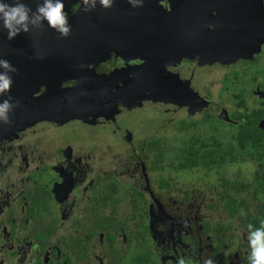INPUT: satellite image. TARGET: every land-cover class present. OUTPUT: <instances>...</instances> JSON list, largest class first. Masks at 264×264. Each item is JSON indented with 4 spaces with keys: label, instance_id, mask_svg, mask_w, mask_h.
<instances>
[{
    "label": "flooded vegetation",
    "instance_id": "obj_1",
    "mask_svg": "<svg viewBox=\"0 0 264 264\" xmlns=\"http://www.w3.org/2000/svg\"><path fill=\"white\" fill-rule=\"evenodd\" d=\"M112 1L117 17L132 9L129 0ZM179 2L189 1L138 4L157 12L161 22ZM63 3L68 22L83 5ZM202 10L199 20L217 19L228 9L208 0ZM43 29V40L67 44L50 51L55 66L29 81L43 84L16 94L19 105L74 88L79 79L99 87L112 76L148 71L177 75L207 104L192 110L173 100L145 99L8 132L12 126L0 121V264H177L181 257L190 264L207 258L248 264L247 225L264 221V159L255 154L264 150V117L250 121L253 112L264 111V37L258 51L229 63L207 55L200 62L183 56L176 61L152 45L129 58L108 48L94 65L77 55L65 74L66 54L73 53L68 49H77L46 21ZM161 39L159 28L154 45ZM97 48L82 44L77 52ZM238 83L248 84V92L225 93ZM144 108L153 111L144 115ZM242 124L257 129L253 142L237 141ZM124 205L127 213L117 214ZM129 249L133 254L125 260Z\"/></svg>",
    "mask_w": 264,
    "mask_h": 264
},
{
    "label": "water",
    "instance_id": "obj_2",
    "mask_svg": "<svg viewBox=\"0 0 264 264\" xmlns=\"http://www.w3.org/2000/svg\"><path fill=\"white\" fill-rule=\"evenodd\" d=\"M187 1L189 2L175 3L168 17L161 22L157 21L159 15L157 12L151 8L142 10L140 4L135 7L132 5L131 10L127 8L128 12L125 11L120 17L114 13V10L116 11L114 1L111 7L104 8L97 0L95 9L89 12H85L84 5L79 4L74 18L69 20L71 25L69 37L72 40L70 46H75L77 50L68 49L73 53L71 56L66 54L68 57L66 56L64 69L62 68L64 73H71L70 65L76 60L77 55L80 56L81 62L86 64L87 61H91L89 64L94 65L100 59V54L109 50L108 48L113 49L112 51L121 49L123 55L129 58L143 56L150 52L153 45L160 54L171 55L176 61L183 56L190 59L197 57L200 62V59L207 55L212 57L211 61L227 63L258 51L264 37L263 0H214L220 7L226 6L228 10L217 13V19L209 15L203 20L198 19L199 12L203 11L208 0ZM5 2L10 3L11 0ZM23 2L35 11L40 0ZM137 14L146 17L135 21L132 16ZM191 15L195 16L196 20L191 21ZM159 28L161 43L154 45L155 32ZM80 29L81 37L76 43L75 37ZM43 35L44 29L34 28L28 33L21 32L9 40L7 31L0 28V59L10 61L18 69V73L12 74L13 83L10 91L4 92L0 98L12 96L15 99L16 94H21L25 89L35 84H43L40 81L35 83L29 81L36 78L40 70L51 69V66L57 64L56 58H51L50 51L58 49L62 44L66 45V40H59L58 44L51 40H43ZM82 44L87 46L94 44L99 48L96 51L77 52L79 47L82 48ZM60 49L62 50V47ZM57 54L60 57V53ZM100 86L91 82L86 87L79 79L74 88L62 90L60 94L49 95L43 99L25 100L8 113L9 125L12 128L4 132L22 129L42 119L68 121L89 117L107 112L116 105L127 102L139 104L145 99L173 100L187 105L192 110H201L207 104L188 86L187 81L173 73L148 71L121 78L112 76L111 80L108 78Z\"/></svg>",
    "mask_w": 264,
    "mask_h": 264
},
{
    "label": "clouds",
    "instance_id": "obj_3",
    "mask_svg": "<svg viewBox=\"0 0 264 264\" xmlns=\"http://www.w3.org/2000/svg\"><path fill=\"white\" fill-rule=\"evenodd\" d=\"M85 12L95 9L97 0H82ZM139 0H129L134 7ZM104 8L112 6V0H99ZM142 6V3L140 4ZM60 34V38H67L71 34V25L68 22V15L64 11L63 0H40L37 3L35 11L29 7L23 0H11L5 2L0 0V28L7 31V38L14 39L21 32L28 33L32 29H43L44 22ZM18 73L10 61L0 59V95L10 91L13 83V75ZM14 101L12 96H8L0 102V121L10 123L8 113L19 106V101ZM247 241L250 249L248 255V264H264V221H261L259 227L249 223L247 225ZM177 264H190L181 257ZM203 264H215L212 258H207Z\"/></svg>",
    "mask_w": 264,
    "mask_h": 264
},
{
    "label": "trees",
    "instance_id": "obj_4",
    "mask_svg": "<svg viewBox=\"0 0 264 264\" xmlns=\"http://www.w3.org/2000/svg\"><path fill=\"white\" fill-rule=\"evenodd\" d=\"M260 117H264V111L263 113H261V111L259 113H255L253 112L250 115V121L253 122V124L256 123L257 119H259ZM242 127H240V131H239V135L237 136V141H246L248 143L253 142V140L255 139L254 136L258 135V131L257 129H255L254 125L248 126V125H241ZM255 143V141H254ZM250 145V144H248ZM251 146V145H250ZM256 157L258 158L259 156H263L264 159V150L262 151H257ZM192 163H196V161H190ZM258 189V187H257ZM245 222H249V218L247 219V221Z\"/></svg>",
    "mask_w": 264,
    "mask_h": 264
},
{
    "label": "rangeland",
    "instance_id": "obj_5",
    "mask_svg": "<svg viewBox=\"0 0 264 264\" xmlns=\"http://www.w3.org/2000/svg\"><path fill=\"white\" fill-rule=\"evenodd\" d=\"M253 68V67H252ZM238 74V73H237ZM244 83V82H243ZM228 87H230V89H227V91L225 90V93L226 94H228L229 93V91H231V92H233L234 90H236L237 92H239L238 90L240 89L241 90V92H242V94H243V92H245V93H247L248 92V84H245V85H243L242 86V88L240 87V84L238 83V84H234V85H232V84H229V85H227ZM233 86V87H232ZM215 92V91H214ZM214 94V93H213ZM244 100H247V98L246 97H244ZM252 102L250 101V102H247V104L248 105H250ZM146 111H147V113H146ZM153 111V109L151 108V109H146L145 110V108H144V110H143V114L145 115H147V114H149L150 112H152ZM70 128V127H69ZM69 128H67V129H69ZM70 137V136H69ZM70 140H73V137H70ZM107 143H109L110 145H112V142H107ZM113 146V145H112ZM235 168H238L237 167V165H236V167ZM204 189H206V188H204ZM206 193H207V191H206ZM209 197V196H208ZM207 198V197H206ZM128 206V205H127ZM127 206L125 207V205L124 206H121V207H119L116 211H117V214H120V213H122L125 209L127 210ZM123 213H127V212H123ZM123 215V214H122ZM129 236V235H128ZM128 238H130V237H128ZM134 238H137V237H134ZM134 253L136 254L137 252L136 251H134ZM133 254V251H131V249H129V252H128V254H127V257H125V260L126 259H128L129 260V258H130V256ZM130 263H132V261H130L129 262V264Z\"/></svg>",
    "mask_w": 264,
    "mask_h": 264
}]
</instances>
